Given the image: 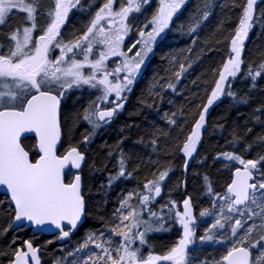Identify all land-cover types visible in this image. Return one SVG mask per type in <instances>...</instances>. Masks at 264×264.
Returning a JSON list of instances; mask_svg holds the SVG:
<instances>
[{
	"label": "snow or ice",
	"instance_id": "6c2138e0",
	"mask_svg": "<svg viewBox=\"0 0 264 264\" xmlns=\"http://www.w3.org/2000/svg\"><path fill=\"white\" fill-rule=\"evenodd\" d=\"M187 4L0 0V264H44L41 247L26 234L51 233L67 241L90 217L98 221L94 230L62 247L51 264H264V132L254 134L247 122L237 124L215 155L200 152L210 110L225 99L248 104L251 89L264 81V54L246 63L250 34L264 27V0H231L230 5L202 0L181 21ZM216 8L224 15L215 41L223 54L199 83L193 81L203 95L196 94L188 101L192 107L180 110L191 121H178L175 111L160 114L157 101L162 104L164 94L176 93L194 64L202 63L193 55L200 30ZM233 11L234 22L228 15ZM178 39L186 46L169 44ZM218 50L206 46L207 52ZM157 51L166 66L154 70L150 100L142 99L141 105L160 114L169 130L154 127L148 134L153 156L147 163L125 151L123 135L114 148L105 145L102 159L94 158L91 145L98 131L124 110ZM237 80L251 89L238 94L233 90ZM251 119L264 128V101ZM215 127L225 130L224 123ZM177 157L185 178L172 185L176 173L168 165ZM190 168L198 169L193 175L202 180L191 191ZM209 168L221 174L215 181ZM86 169L107 173L95 196ZM132 181L133 187L110 201L114 185ZM173 191L179 200L171 198ZM205 202L209 206L200 207ZM209 219L198 235L200 223ZM159 232H175L176 239L156 253L150 240ZM197 241L222 251L195 257Z\"/></svg>",
	"mask_w": 264,
	"mask_h": 264
},
{
	"label": "trees",
	"instance_id": "16d2710c",
	"mask_svg": "<svg viewBox=\"0 0 264 264\" xmlns=\"http://www.w3.org/2000/svg\"><path fill=\"white\" fill-rule=\"evenodd\" d=\"M202 0H189L187 8L184 10V14L181 18V21H184L186 17L190 16L191 13L196 9L197 5L201 4ZM217 4L223 3L226 5L231 4V0H216ZM226 11V10H225ZM231 16L233 22L235 21V12L228 13ZM18 18V17H17ZM224 19V15L221 12L220 8L215 9V16L210 18V21L205 24L200 30L199 41L200 44L196 47V52L193 55V60L195 61L197 57L202 58V63L194 64V70L190 75H187L186 78L177 86L178 91L176 93L168 92L164 94L163 103L157 101V106L160 110V114L163 112H168L169 114L173 111L177 113L178 121L182 122L185 118L188 121H191V116H186V114L181 113V109H190L192 106L188 102L190 100H195L196 94L203 95V90L197 88L193 81L203 79V75L209 71L214 64L220 62L221 56L223 54L222 47L216 45L215 41L219 37V31L217 25L219 22ZM181 21H177L179 24ZM264 32V27H258L253 30V33L250 34V42L247 44L246 48V63H251L253 61H258L261 54H264V36H261L260 33ZM184 41L187 38H182ZM169 44L183 48L186 46L185 43H182L181 40H170ZM211 45L214 49H220L215 52H207L206 46ZM167 51V49H165ZM162 53L157 51L156 57L153 60L148 71L145 73V78L140 81V83L135 87L133 93L129 96L128 102L125 105L124 110L121 114L111 123L110 126L105 127L98 131L94 143L91 145V154L96 159H102L105 155L106 148L105 145L115 147L117 141L123 135L126 137L125 142V151L128 153L135 152L138 157H140L144 163H147L150 156H153V150L147 147V142L149 139V133L154 131L155 128H161L164 131L169 129L165 126L164 121L160 118L158 114L153 109H148L142 107L141 100L148 99V87L151 83V78L154 70L165 67L163 61H161ZM251 89V85L246 83L243 80H237L234 84L233 90L238 94L247 93ZM87 94L84 96L85 103L87 102ZM77 97H74L69 101V105H74L76 103ZM171 101V103H169ZM264 101V81H258L256 88L251 89V98L248 104H240L230 99H225L224 103L218 104L213 109L210 110L209 115V127L203 136V147L200 149L201 156H212L216 154V150L224 145L225 138L229 137V132L232 127L239 124L243 126L247 122V126L252 128L254 134H259L264 132L259 124H253L251 119V114L255 108L260 107V102ZM199 103V101H197ZM224 123L225 130L222 132L215 127V124ZM128 126L127 128L125 126ZM86 127V125L84 126ZM84 127L78 128V132H83ZM185 131L188 129V125H184ZM123 130V132H122ZM173 133V135H177ZM141 139L144 140V144H138L137 142ZM137 143L136 147H133V144ZM154 158V157H153ZM111 167V165H110ZM141 167L144 168V164H141ZM175 170L176 175L172 177V185H175L177 181L184 179L185 177L181 176L182 171V161L177 157L172 160L168 165ZM198 171V169L190 168L187 175V180L189 184V190L192 188L198 187L202 180L196 178L193 173ZM209 175L212 177L213 181L216 180L221 174L216 171L215 168L208 169ZM86 174L89 176L87 181L89 188L92 190V195H96V190L102 182H105L106 172H91L89 173L86 169ZM147 168H144V175H147ZM222 182V179H221ZM136 181L125 184L114 185L110 192V201H115L117 195L125 188H131L135 185ZM165 200L169 198L168 193H165ZM171 198L179 200L178 194L173 191L171 192ZM96 201H93L95 203ZM208 203L205 202L200 207H208ZM98 225V221L94 217H90L84 228H81L76 232L72 237L67 241H57L54 236L47 237L42 235H36L33 237L31 232L26 234V238L34 239V242L38 244L42 251V260L44 264H51V261L57 254L60 252L61 248H69L72 245L76 244L78 241H81L83 236L88 231H93L95 226ZM154 238L150 240V244L153 246V249L156 253H160L164 250L165 245L171 244L174 242L176 235L173 233L165 232L162 234H153ZM52 240L53 243L49 244L48 241ZM3 246V242L0 241V247ZM206 247L202 251L194 254L199 258L213 257L218 256L222 249L215 247L212 249L211 244L205 245ZM212 250V251H211ZM208 251H211L210 253Z\"/></svg>",
	"mask_w": 264,
	"mask_h": 264
},
{
	"label": "rangeland",
	"instance_id": "374dc122",
	"mask_svg": "<svg viewBox=\"0 0 264 264\" xmlns=\"http://www.w3.org/2000/svg\"><path fill=\"white\" fill-rule=\"evenodd\" d=\"M188 2H189V0H188ZM16 19H18L17 17H15L14 18V20H13V22H15L16 21ZM86 99H88V97H86ZM211 222V220L209 219L207 222H201L200 223V226H199V229H198V235H202L203 233H204V229L207 227V223H210ZM162 233H164L165 234V232H159V233H155V234H162ZM174 235H176V233L175 232H172ZM176 239V238H175ZM207 245V244H206ZM206 246L204 245L203 247H200L199 246V241H197V247H196V249H195V253L194 254H197L198 252H200V251H202V249H204ZM210 247H212V249H214L215 247H217L216 245H214V244H211V246ZM212 251V250H211ZM211 251H208L209 253L211 252ZM195 257H197V256H195Z\"/></svg>",
	"mask_w": 264,
	"mask_h": 264
},
{
	"label": "water",
	"instance_id": "95a60500",
	"mask_svg": "<svg viewBox=\"0 0 264 264\" xmlns=\"http://www.w3.org/2000/svg\"><path fill=\"white\" fill-rule=\"evenodd\" d=\"M39 235L47 236V237L53 236L51 233H43V234H39ZM41 251H42V249H41ZM42 253H43V251H42Z\"/></svg>",
	"mask_w": 264,
	"mask_h": 264
}]
</instances>
